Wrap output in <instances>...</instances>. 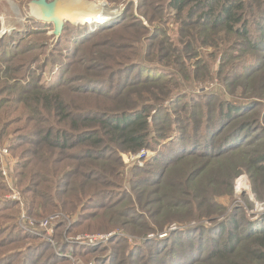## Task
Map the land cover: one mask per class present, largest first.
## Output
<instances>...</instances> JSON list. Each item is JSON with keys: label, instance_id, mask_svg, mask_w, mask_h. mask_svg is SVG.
I'll list each match as a JSON object with an SVG mask.
<instances>
[{"label": "trees", "instance_id": "1", "mask_svg": "<svg viewBox=\"0 0 264 264\" xmlns=\"http://www.w3.org/2000/svg\"><path fill=\"white\" fill-rule=\"evenodd\" d=\"M145 1L139 13H152L155 2ZM156 4L176 14L175 46L163 41L158 26L149 30L142 24L130 11V0L121 16L109 22L93 27L65 23V39L39 65L40 71L49 61L61 65L50 86L31 69L48 45V24L30 15L34 26L0 39V137L9 139V149L17 155L15 176L26 210L35 218L51 211L77 214L76 221L54 220L47 239L19 228L12 212L17 203L0 199V264L15 259L18 264H68V252L81 264H264V211L250 218L237 206L213 217L222 207L212 201L237 173H246L261 197L253 174L264 175V99L248 96L255 92L254 80L263 77L264 0ZM140 30H149L142 52L157 55L165 65L127 57L140 51ZM123 31L124 39L118 35ZM42 35L39 41L36 37ZM198 40L211 44L215 54L222 51L215 70L218 75L226 69L219 75L222 89L234 91L242 81L247 96L226 98L213 88L192 90L216 76L196 72L212 70L208 62L187 63L200 50ZM250 49L256 52L253 59L244 55ZM105 79L110 80L103 85ZM90 90L103 96L88 94ZM117 102L121 106H114ZM166 138L170 143H164ZM141 148L155 150V159L133 166L122 186L118 152ZM216 185L219 190L212 188ZM99 216L122 220L130 236L155 235L147 241L124 239L120 248L127 257L122 259L117 247L67 241L75 226L97 223ZM173 222L177 229L157 235ZM104 230L108 228L98 232ZM16 243L21 246L9 247ZM108 248L112 253H106Z\"/></svg>", "mask_w": 264, "mask_h": 264}, {"label": "rangeland", "instance_id": "2", "mask_svg": "<svg viewBox=\"0 0 264 264\" xmlns=\"http://www.w3.org/2000/svg\"><path fill=\"white\" fill-rule=\"evenodd\" d=\"M32 0H0V39H2L3 37L5 38L6 36H8L10 33H12L14 30L16 29H23L26 27V25H32L33 22V18L30 17V15L35 16L32 12V8L31 6L29 7V2ZM91 2H85L88 4L94 5L95 3L98 2H102L105 4L106 7V16L104 18V21L101 19H96L95 22H83L84 24H78V25H90V26H95V23H104V22H109L111 20L117 19L118 17L121 16L122 12L124 11L125 8V4L127 3V1L130 0H89ZM132 1V6L130 8V11L140 17L142 24L148 28L149 30H151L153 28V26H158L160 29L163 30V41L166 44H171L173 46L176 45L177 43V30L179 28V24L177 23V20L175 18V12L172 9H168L167 7H165L164 9L160 8L158 9V3L159 0H146L145 2H149L151 3V1H154V5L152 4V7H155L152 13L146 12L145 14L139 13V9L138 6L140 5L141 0H131ZM156 4V5H155ZM160 5V4H159ZM164 6V5H163ZM111 13V14H110ZM116 14L115 17L113 18H109V16ZM148 15H152L151 20H147ZM29 20H31V23L29 22ZM129 20L126 19L125 23ZM30 23V24H29ZM91 23V24H89ZM49 25V24H48ZM8 29H12L11 31L7 32ZM51 30L52 27L46 26V38H48V45L44 50V53H40V57L38 59L37 62L33 63L31 65V69L34 72V75H38L39 73H41V77H40V82L44 85V86H50L52 84H54L58 77L61 74V65L56 62V61H49L44 67L43 69L40 71L39 69V65H41V61H44V59H46V57L48 56V54L50 53V51L53 49L54 44L59 40L62 39V41L65 39L64 38V34L61 33L60 38L56 39L53 37V35L51 34ZM148 31H143L140 30V35H142V42L139 44L140 45V51L139 50H135L132 51L131 54H129L127 57L133 59V60H137V59H144L146 61H149L152 64H156L159 66H162L164 64V60H161V58L158 60L157 59V55L155 54H150L146 55L142 52V47H144L145 50V44H147V40L144 39V37L148 34ZM125 34H128L127 32H125ZM121 38L124 37V31L121 32V34H118ZM45 36H38L36 38H38L39 41L44 40ZM35 36H29V39L35 40L34 38ZM124 39V38H123ZM205 42L203 40H198L197 44L199 45L198 47H200V50L198 52V54L196 56H194L193 58H191L190 60L187 61V63H191V65L193 66L196 60H203L205 62H208L209 64H211L212 66H214V68H212V70H206L205 67L200 68L199 70H197L196 72L198 73V75H203L205 77L206 74H212L213 76L216 75L217 71V64L221 63V52L216 53L215 54V50L214 47L211 44H204ZM218 48V47H217ZM108 49V48H107ZM139 51V52H138ZM162 52V50H160ZM233 51V50H232ZM64 53H66V49H63ZM236 51L231 52L230 51V55H233ZM233 53V54H232ZM127 54H124V56H126ZM245 56H248L250 59H253L254 55H256V52H254L252 49L247 50V52L244 53ZM258 55H260V53H258ZM166 61V60H165ZM228 62H233V61H228ZM258 62V60H257ZM256 62V63H257ZM160 63V64H159ZM165 65V64H164ZM84 66V64H82L80 67ZM82 71V70H80ZM226 69H224L223 71H221V74L225 73ZM82 73V72H81ZM263 73V74H262ZM194 74V72H193ZM220 72H218V75H216L214 77V81L209 82L206 81L203 85L201 86H194V88L192 90H195V92H198L199 90L202 89H208V88H213L214 91H219V92H223L226 98H232V96L235 97H240L242 98L244 95L247 96L245 93H250L248 90H246L244 88V85H242V81L239 82V84H235L236 86L234 87L235 90L234 91H229L227 89H222V86L224 85V81H222L220 83V76L221 75ZM262 74L263 77L257 78L254 80V87L253 89H255V92H251V95L248 97H252V98H256L255 94L259 95L261 97V99H264V69L259 73ZM218 77V78H216ZM218 79V80H217ZM250 79V78H249ZM110 80V79H109ZM109 80L105 79V83H108ZM26 79L22 80L23 83H25ZM220 84L222 86H220ZM71 86V85H70ZM72 86H75V84H72ZM103 88V87H102ZM103 90V89H102ZM103 92V91H100ZM88 94H93V95H100L103 96L102 93H98L96 91H89L87 92ZM263 96V97H262ZM74 101H77V99L72 98ZM121 102H117L114 104V106H121ZM171 138H166L164 143H170ZM9 139L3 135L0 137V147L2 148H7V152L5 153L6 155V160L4 161L5 165H3V170H5L6 173V178L5 176L1 175V171H0V175H1V182L4 186V190L0 191V199H9V200H13L17 203V206H15L14 208H12V212H15V217H18V226L19 228H21L22 230L32 233V234H36L40 237H45L47 239H49L47 237V233L50 232V235L54 232L53 229V220H58V218L63 217L64 219H66L68 222H70L69 220L72 221H76L77 219V214L76 213H72L71 215H66V214H62V212H58V211H51L52 213H50L49 215L45 216L44 218H35L32 217V215H30L28 213V211L26 210V205L24 202V198L20 195L19 192V184L17 182V177L15 176V169H16V165H17V155L13 154L12 151L9 149ZM260 142L255 143L254 145H252L254 148H257L259 146ZM155 150H152L150 148H141L135 152L132 151H119L118 152V156L120 157V165L117 168V171L119 172V175L122 177L121 180V185H127V178L129 176V172L131 170V168L133 166L136 167H141L143 165H145L148 162H152L155 159ZM7 162V163H6ZM247 166V165H245ZM2 167V162L0 160V168ZM155 167V166H153ZM239 173H237L238 175ZM233 177L232 179H230L228 185L226 188H222V190H224L223 194H219L214 196V204L217 207H222L221 212L214 215L213 217H217L220 214L222 215H227L230 211H232L233 209H235L237 206H241L242 210L244 211V216H248L250 218L256 217L257 215L261 214L264 211V175L261 173H254L253 174V184H255V186H257L258 191L261 195L260 198L256 197L255 192L251 189V184L250 183V178L247 176V174L243 173V174H239L238 176ZM246 176V178H245ZM243 180H246L248 183V191L245 189V191H243V189H239L241 183ZM236 181V183H235ZM235 184V186H234ZM235 187V188H234ZM214 189L219 190L220 188L218 187V185L212 187ZM242 190V191H241ZM226 191V192H225ZM13 195H16L15 199H10V197H12ZM2 201V200H0ZM25 213L27 215L28 218H31L32 220H41V219H45V218H49L54 216V214H60L61 216H58L57 218H54L53 220H51V222L49 223L48 227H42L39 224H34V225H30L28 224L26 221H20V215ZM47 213V214H48ZM46 215V214H45ZM102 215V214H101ZM220 215V216H221ZM219 216V217H220ZM104 216H99L100 219H102ZM26 222V223H23ZM10 222H7V224H9ZM14 223V222H12ZM201 223H203L204 225H206L208 222L202 221ZM11 224V223H10ZM128 226V225H127ZM101 228H108V230H104L102 232H98L99 229ZM128 228V227H127ZM178 227L176 226V223H171L168 226H166L162 231L158 232V236L159 237H163L166 235V231L165 230H175ZM41 230H44V234L42 233ZM71 234L66 235L67 241L71 242L74 245H78V246H84V247H89V246H97V245H103L106 247H112L117 249V251H120V254L118 255V258L122 259V258H126L127 257V252L123 249L120 248L121 245L125 242H132V240H151L153 239V236L155 234L150 233L148 235L147 238H141L138 236H130L128 235L126 232H124V224H122V220H116L115 218H109L108 220L106 219H102L99 220L97 223L96 222H92L91 224L87 225L83 222L81 225H77L75 226L74 229H72V231L70 232ZM114 242L109 243L110 240L114 239ZM123 239V240H122ZM124 239L126 240L124 242ZM51 241H53L50 238ZM53 246H54V241L52 242ZM11 247H15V246H21L20 243H16V244H9ZM56 249V248H55ZM106 253H112V249L108 248L106 250ZM105 253V254H106ZM67 257H70V262L68 264H81V260L78 259L77 257L74 258L72 257L69 252L68 254H66ZM19 260L15 259L13 261L12 264H18ZM89 264H93V263H89ZM107 264H115V262H108Z\"/></svg>", "mask_w": 264, "mask_h": 264}, {"label": "water", "instance_id": "3", "mask_svg": "<svg viewBox=\"0 0 264 264\" xmlns=\"http://www.w3.org/2000/svg\"><path fill=\"white\" fill-rule=\"evenodd\" d=\"M91 2L89 0H80ZM80 1L75 0H32L29 7L36 5L39 7V20L49 24L52 27L51 34L54 38L59 39L66 22L72 25L84 24L83 22H73L71 17L84 14L85 11ZM246 178V176H245Z\"/></svg>", "mask_w": 264, "mask_h": 264}, {"label": "bare ground", "instance_id": "4", "mask_svg": "<svg viewBox=\"0 0 264 264\" xmlns=\"http://www.w3.org/2000/svg\"><path fill=\"white\" fill-rule=\"evenodd\" d=\"M75 1H80V0H75ZM84 8L85 12L84 14H81L79 16H75V17H71V21H80V22H95L96 19H101L104 21V18L106 16V7L105 4L102 2H98L95 3L94 5L85 3L84 1H80ZM32 7V13L35 15V17L39 20L40 17V11H39V7L36 5H31ZM111 14V13H110ZM116 14L114 13L113 15L109 16V18H113L115 17ZM96 18V19H95ZM248 183L246 180H243L239 189H243V191H245V189L248 191ZM248 188V189H247ZM242 191V190H241Z\"/></svg>", "mask_w": 264, "mask_h": 264}, {"label": "built area", "instance_id": "5", "mask_svg": "<svg viewBox=\"0 0 264 264\" xmlns=\"http://www.w3.org/2000/svg\"><path fill=\"white\" fill-rule=\"evenodd\" d=\"M11 30L12 29H8L7 32H9ZM6 152H7V148L0 147V160L2 162V167L0 168V171H1V175L5 176V178H6L7 175L5 173V170H3L2 168H3V165H5L4 161L6 160V158H5L6 157V155H5ZM15 197H16V195H13L12 197H10V199H15ZM58 216H61V215L60 214H54V216L49 217V218H45V219H41V220H35V219L32 220L31 218H28L25 213H23V214L20 215V221H26L30 225H34V224L37 223V224L41 225L42 227H48V225L51 222V220H53L54 218H57ZM26 222H23V223H26ZM50 232H51V229H50ZM50 232L47 233V237L48 238L50 237Z\"/></svg>", "mask_w": 264, "mask_h": 264}, {"label": "crops", "instance_id": "6", "mask_svg": "<svg viewBox=\"0 0 264 264\" xmlns=\"http://www.w3.org/2000/svg\"><path fill=\"white\" fill-rule=\"evenodd\" d=\"M32 8V7H31Z\"/></svg>", "mask_w": 264, "mask_h": 264}]
</instances>
